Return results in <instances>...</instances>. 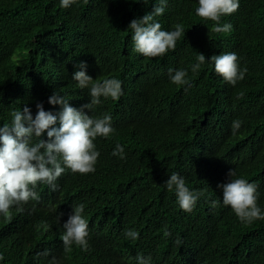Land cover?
<instances>
[{
	"label": "trees",
	"instance_id": "1",
	"mask_svg": "<svg viewBox=\"0 0 264 264\" xmlns=\"http://www.w3.org/2000/svg\"><path fill=\"white\" fill-rule=\"evenodd\" d=\"M154 4L77 0L61 9L59 0H0V126L25 106L33 115L37 103L58 111L48 103L54 92L78 109L89 103L72 80L80 62L95 80H120L123 93L102 98L93 113L85 109L108 112L115 124L110 139L94 141L95 172L69 170L44 210L24 204L0 217V264H136L137 254L150 255L152 264H264V220L241 223L222 203L210 206L221 201L217 185L233 169L257 185L264 210V0H239L221 20L232 25L228 33L195 15L197 0H168L156 19L165 31L183 25L185 36L163 57L145 58L132 52L128 27ZM198 52L206 59L236 53L245 79L230 86L207 62L193 74ZM169 68L188 70L189 85L171 84ZM236 119L241 127L233 135ZM117 143L125 159L111 154ZM172 172L208 199L181 210L162 186ZM79 204L90 249L74 254L73 247L65 251L57 225ZM125 229H135L138 239H125Z\"/></svg>",
	"mask_w": 264,
	"mask_h": 264
},
{
	"label": "clouds",
	"instance_id": "2",
	"mask_svg": "<svg viewBox=\"0 0 264 264\" xmlns=\"http://www.w3.org/2000/svg\"><path fill=\"white\" fill-rule=\"evenodd\" d=\"M77 0H59V8L69 9ZM136 3L141 0H135ZM148 4L149 0H143ZM195 15L204 21H212V31L228 33L232 25L221 23L225 16L234 13L239 7V0H197ZM168 5V0H155L151 12L142 18L130 22L132 52L145 58L163 57L176 47V42L185 36L181 24L173 25V30H162L157 17L162 16ZM208 63L216 75L225 83L235 87L245 79L247 68L240 67L238 57L234 52L213 55L210 58L199 53L190 70L196 74L202 65ZM78 69L72 74L77 90L85 93V100L90 102L75 108L77 102L64 95L54 92L48 97L50 105H59L58 111H46L42 103H37L36 113L25 106L22 110L10 113V123L0 126V217L10 218L11 209L22 211V205L44 210L53 203L52 195L59 189L56 184L72 173L81 175L93 173L96 168L99 151L94 141L110 139L115 132L113 116L104 112L100 116L89 115L95 111L103 99L118 100L122 93V82L116 78L95 80L87 74V64L80 62ZM188 70H168L171 84L178 87L189 85ZM87 89V93L85 91ZM105 101V100H104ZM58 125V126H57ZM241 127V121H232L231 130L235 135ZM46 134V137H43ZM120 159H125L124 146L117 143L111 153ZM229 179L218 184L222 190L221 201L210 200V206L216 208L219 203L230 208L241 223L249 224L255 220H264L262 210L257 200L259 193L257 185L236 175L233 169L227 173ZM236 177V178H235ZM162 186L175 195V202L184 212H191L199 199H208L204 190L194 191L186 186L185 179L177 172H172ZM84 205L73 207V213L68 219L60 216L57 227L65 251L74 250V254L89 251L88 222L83 217ZM24 216L27 217L25 214ZM124 238L135 241L139 233L135 229H125ZM167 235V233H165ZM177 244L181 241L178 239ZM136 264H152V257L137 254Z\"/></svg>",
	"mask_w": 264,
	"mask_h": 264
},
{
	"label": "bare ground",
	"instance_id": "3",
	"mask_svg": "<svg viewBox=\"0 0 264 264\" xmlns=\"http://www.w3.org/2000/svg\"><path fill=\"white\" fill-rule=\"evenodd\" d=\"M19 227V226H18ZM25 230V229H24Z\"/></svg>",
	"mask_w": 264,
	"mask_h": 264
}]
</instances>
